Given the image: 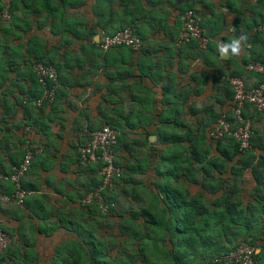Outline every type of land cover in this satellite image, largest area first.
<instances>
[{
  "label": "crops",
  "instance_id": "0c3cea01",
  "mask_svg": "<svg viewBox=\"0 0 264 264\" xmlns=\"http://www.w3.org/2000/svg\"><path fill=\"white\" fill-rule=\"evenodd\" d=\"M187 6L197 11L205 48L180 43L178 23L173 30L178 9ZM10 9L11 19L0 15V67L7 79L0 84V166L10 171L21 161L23 121L33 126L42 151L23 177L31 189L24 204L3 201L12 183L0 180V226L10 250L28 252L30 264H48L40 255L76 237L77 199L98 177L76 164V150L91 131L113 122L127 140L128 130L143 139L146 129L156 146L161 132L182 134L188 125L208 130L217 111L229 110L227 73L257 84L244 61L264 55L252 31L264 18V0H17ZM129 21L142 36L139 50L99 49L105 30ZM241 34L249 38L247 54L220 57L216 42ZM36 56L59 61L61 80L52 104L25 110L15 96L23 95L19 87L30 92L36 85L30 78ZM175 120L186 127L173 129Z\"/></svg>",
  "mask_w": 264,
  "mask_h": 264
},
{
  "label": "trees",
  "instance_id": "16d2710c",
  "mask_svg": "<svg viewBox=\"0 0 264 264\" xmlns=\"http://www.w3.org/2000/svg\"><path fill=\"white\" fill-rule=\"evenodd\" d=\"M16 1L11 3L10 8ZM10 8L9 18H5L6 20L11 19ZM188 8L191 7L178 9L173 30L177 23L179 26L182 25L180 16ZM2 10L0 6V15L3 17ZM263 20L264 18L261 22ZM260 23H255L251 28L264 44V33L256 29ZM98 24L102 26L100 22ZM125 27L131 28L142 38L131 21L103 33L111 34ZM195 41L193 39L191 42ZM113 48L135 51L122 45L110 49ZM250 61H264V55L261 53L251 55L244 61L245 65ZM38 62L52 64L60 82L59 61L43 60L36 56L30 64L32 66ZM3 70L6 71V68L0 67V84L7 80ZM30 78L36 83L34 88L31 87L32 90L29 92L19 87V92L23 97L37 98L43 93L44 86L38 81L36 74L32 73ZM262 78V75H257V82ZM34 89H39V93L35 95ZM57 92L58 87L56 94ZM225 93V96L230 98L229 110L217 111L210 118L213 123L208 126V130L189 125L186 127L183 122L175 120L173 129L183 127L186 129L182 134L165 132L157 134L156 146L148 143V136L151 134L149 130L145 129L143 139L136 142L123 139L121 132L113 151L114 162L123 168V171L115 180L114 188L102 191L103 197L114 205L108 214H103L96 202L84 209L79 205V199L83 196V193H80L77 206L88 226L85 228L80 218L73 223L72 231H75L76 237L70 243L56 247L53 264H213L214 258L227 254L245 241L255 250L256 247H261L259 252L254 251L253 257L255 264H264V111H258L247 104L242 112L243 120L238 121L230 109L233 101L231 87L226 88ZM23 97L16 95V103L25 110H28L29 106H34L24 104ZM53 102H45L39 107ZM259 116L261 117L259 125L255 126L253 122L250 124L252 130L250 148L246 150L241 151L239 144L231 135L219 138L210 135L211 129L220 117L233 124H243L244 119L257 122ZM26 124L28 122L23 121L20 129L24 153L26 144L23 128ZM105 124L119 130L118 124L113 122ZM237 126L239 125H234L233 128ZM31 127L32 144L39 146L35 144L33 126ZM209 142H214V153H211ZM83 145H79L78 148ZM160 145L164 146L163 149L158 147ZM141 146L145 148L144 151L140 150ZM78 148L76 164L80 167ZM204 158H207V162L200 166L199 163ZM22 159L14 166L19 165ZM0 168L6 172L2 166ZM82 168L98 173L99 165L90 163ZM245 171L253 178L249 188L242 187L241 180L237 179V176H242ZM135 174H142L143 178L136 177ZM20 183L22 188L31 193L23 179ZM99 183V176L95 177L91 183L87 182V188ZM14 191L15 185L12 183V188L6 195ZM118 197L127 202V208L120 210L116 208ZM102 218L108 221L110 229L105 231L109 233L106 239L92 233V226L100 225ZM30 256L28 252L20 255L14 248L10 250L8 245L0 254V264H30Z\"/></svg>",
  "mask_w": 264,
  "mask_h": 264
},
{
  "label": "built area",
  "instance_id": "2783aa9c",
  "mask_svg": "<svg viewBox=\"0 0 264 264\" xmlns=\"http://www.w3.org/2000/svg\"><path fill=\"white\" fill-rule=\"evenodd\" d=\"M14 0H0V6L3 8V17L9 18V8ZM182 22L180 43H188L193 39L198 41L200 48H205L207 38L203 35L200 26V18L195 10L187 9L180 16ZM264 33V20L256 27ZM142 40L129 27H125L117 32L107 34L103 33L98 41V46L102 51H107L115 46H126L133 50L139 49ZM248 72L262 75V80L254 86H248L245 81L234 75H226L224 79L228 82L233 91L232 103L230 109L235 119L243 120V109L245 106L252 105L258 111H264V61H250L245 66ZM34 72L38 81L44 86L43 93L37 98L23 97L24 104H32L39 107L46 103L54 101L56 89L59 86L58 75L52 64L38 62L34 66ZM243 124H233L231 121L220 117L210 131V135L219 138L224 135H231L239 144L240 150L250 148V129L251 121L244 119ZM234 125H239L233 128ZM31 125L26 124L23 128V137L25 139V153L22 162L13 166L12 170L5 172L0 168V180L10 181L15 185V191L10 195H2L1 199L5 202L13 201L22 204L25 197L30 193L21 187V178L31 165L35 155L41 153L40 146L32 144L30 134ZM89 141L78 148L79 166L84 167L90 163L98 164V174L101 182L96 187L87 189L79 199V205L86 209L91 203L96 202L103 214H108L113 203L108 202L102 195L103 190H110L116 186L115 180L120 176L123 168L114 162L113 147L117 143L119 131L108 124L91 131ZM10 243V237L5 230L0 227V254ZM256 250L248 242H241L234 250L227 254L220 255L212 260L213 264H255L253 253Z\"/></svg>",
  "mask_w": 264,
  "mask_h": 264
},
{
  "label": "rangeland",
  "instance_id": "374dc122",
  "mask_svg": "<svg viewBox=\"0 0 264 264\" xmlns=\"http://www.w3.org/2000/svg\"><path fill=\"white\" fill-rule=\"evenodd\" d=\"M182 31V30H181ZM228 74V73H227ZM226 74V75H227ZM256 75V74H255ZM21 97H23V95L21 96ZM261 117H262V115H260ZM259 116V118H258V121L257 122H254V121H251V122H253L252 124L253 125H255V126H257V125H259L260 124V119H261V117ZM259 128H261V126L259 127ZM133 132V131H132ZM132 132H129V130L126 132V139L127 140H130V141H132V140H134L135 142L136 141H140L142 138H140V137H137V138H135V134L134 133H132ZM209 143H211V153H214L215 152V150H214V142H209ZM137 144V143H136ZM120 146H121V143L119 144ZM140 150H142V151H144L145 150V148L143 147V146H141L140 147ZM29 170V169H28ZM27 170V171H28ZM27 171H26V173H27ZM249 171V170H248ZM248 171H245L244 173H243V175L242 176H237V179H238V181L239 180H241V185H242V187H244V188H249V187H251V185H252V183H253V178H252V176L250 175V173L248 172ZM136 175V177H140V178H143V175L142 174H135ZM98 176H99V174H98ZM24 177V176H23ZM23 177L21 178V179H23ZM99 178H100V176H99ZM94 179V178H93ZM89 182V181H88ZM100 182H101V178H100ZM100 184V183H99ZM98 184V185H99ZM98 185H96V186H98ZM96 186H91V187H96ZM91 187H89V188H91ZM89 188H87V189H89ZM87 189H85V191L87 190ZM84 191V192H85ZM84 192H83V194H84ZM81 198V197H80ZM119 199H118V201L116 202V208L118 209V210H120V209H124V208H127V202L122 198V197H118ZM78 217L80 218V222H82L84 225V227L86 228V226H88V225H86L85 224V220L84 219H82L83 218V216L79 213V210H78ZM94 223V222H93ZM95 223H97V222H95ZM99 224V223H98ZM107 225V226H106ZM109 226H110V224H109ZM93 228H92V233H93V235H96L97 237H101L102 239H104V237H105V239H106V236L109 234V233H107V232H105V231H110V229H109V227H108V221H106V219H104V218H102L101 220H100V225H96V226H92ZM257 248V252H259L260 251V249H261V247L260 246H258V247H256ZM54 253L55 252H53V254L52 253H46V254H43V255H40V257L43 259V260H48V264H53V261L54 260H52V258H55L54 256ZM51 255H52V258H51Z\"/></svg>",
  "mask_w": 264,
  "mask_h": 264
},
{
  "label": "clouds",
  "instance_id": "9594fccd",
  "mask_svg": "<svg viewBox=\"0 0 264 264\" xmlns=\"http://www.w3.org/2000/svg\"><path fill=\"white\" fill-rule=\"evenodd\" d=\"M188 9L195 10L193 8H188ZM196 13H197V11H196ZM181 28H182V25H181ZM248 41H249V38H248L247 34H241L238 37L233 38V39H231L229 41L218 40L216 42V51H217V53L219 54L220 57H229V56L240 57L241 55H246L247 54V50L250 48V44H249ZM141 46H142V44H141ZM141 46L139 47V49L141 48ZM139 49H137V50H139ZM250 73H252V72H250ZM253 74H255V73H253ZM256 75H258V74H256ZM3 181H5V180H3Z\"/></svg>",
  "mask_w": 264,
  "mask_h": 264
},
{
  "label": "water",
  "instance_id": "95a60500",
  "mask_svg": "<svg viewBox=\"0 0 264 264\" xmlns=\"http://www.w3.org/2000/svg\"><path fill=\"white\" fill-rule=\"evenodd\" d=\"M206 162H207V158H204L203 161H201V162L199 163V165H200V166H203L204 164H206ZM256 252H257V248H256Z\"/></svg>",
  "mask_w": 264,
  "mask_h": 264
}]
</instances>
